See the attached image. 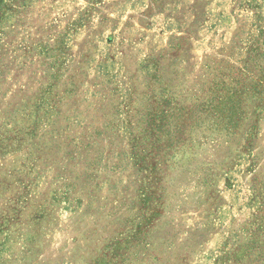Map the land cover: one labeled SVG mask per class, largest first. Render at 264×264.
Segmentation results:
<instances>
[{"label": "rangeland", "instance_id": "obj_1", "mask_svg": "<svg viewBox=\"0 0 264 264\" xmlns=\"http://www.w3.org/2000/svg\"><path fill=\"white\" fill-rule=\"evenodd\" d=\"M5 1L0 264H264V115L176 128L264 0Z\"/></svg>", "mask_w": 264, "mask_h": 264}, {"label": "trees", "instance_id": "obj_2", "mask_svg": "<svg viewBox=\"0 0 264 264\" xmlns=\"http://www.w3.org/2000/svg\"><path fill=\"white\" fill-rule=\"evenodd\" d=\"M13 2L0 0V20L13 7ZM261 50H264V44L253 52L255 60L252 67L247 64V59L242 58L244 65L241 68H233V73L227 76L219 75L218 81H214L215 77L203 83L204 89L199 88L200 95L192 98L189 110L186 107L178 110L177 127L175 125L178 136L182 134L183 124L189 123V127H193V123L200 125L202 119L210 115L214 116L212 120L216 126L221 124L231 133L246 116L242 107L244 103L252 105L253 114L264 115V67L258 64L259 60L264 61ZM250 68L254 70L253 74L249 72Z\"/></svg>", "mask_w": 264, "mask_h": 264}]
</instances>
